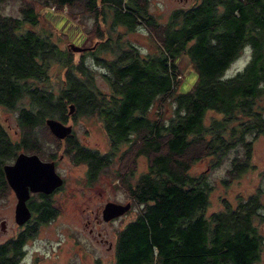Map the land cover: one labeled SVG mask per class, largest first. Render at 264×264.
Masks as SVG:
<instances>
[{"label":"trees","instance_id":"obj_1","mask_svg":"<svg viewBox=\"0 0 264 264\" xmlns=\"http://www.w3.org/2000/svg\"><path fill=\"white\" fill-rule=\"evenodd\" d=\"M37 5L91 20L86 34L92 45L81 51L69 41L62 46ZM141 40L151 50L143 53L135 44ZM242 52L243 67L224 77ZM183 54L196 80L178 92L175 60ZM165 102L172 109L167 119ZM2 109L17 112L18 131L12 140L0 121V198L10 191L3 166L26 153L54 163L67 156L85 166L88 185L110 173L137 208L116 232L107 264L259 261L264 186L234 202L219 196L214 204L216 181L191 171L202 160L215 167L228 161L220 183L229 186L254 167L251 144L264 136V0H194L167 22L150 11V0L24 1L17 16L0 12ZM81 117L100 125L105 153L84 146L74 131L58 139L46 125L47 119L66 124ZM140 159L145 165L138 172ZM37 194L39 200L28 201L30 226L0 244V264H18L27 239L56 215L51 195Z\"/></svg>","mask_w":264,"mask_h":264},{"label":"rangeland","instance_id":"obj_2","mask_svg":"<svg viewBox=\"0 0 264 264\" xmlns=\"http://www.w3.org/2000/svg\"><path fill=\"white\" fill-rule=\"evenodd\" d=\"M24 1L33 2V0H12L0 5V12L17 16L18 7ZM193 2L194 0H150V11L157 14L161 22H167L173 10L185 8ZM37 9L43 20L48 22L54 31L61 34L62 46H65L64 44L68 41L70 45L79 47L92 45L86 34L91 27V20L74 18L69 15L68 10H51V7L42 8L39 5ZM140 33L145 36L147 31L143 28ZM135 44L143 53L151 50L145 40ZM91 48L93 46L88 47V49ZM246 57V52H242L224 72V77L232 76L242 68L247 60ZM175 64L180 73V78L177 80L181 81L178 92H186L196 80L195 73L188 57L184 54L175 60ZM97 82L106 90L107 86L100 78ZM162 109L165 119L169 118L172 114L171 104L165 102ZM152 110H155V107ZM16 115L17 112L14 110L0 111V121L7 128L12 140L17 139ZM66 124L72 125V131L84 146L101 153L107 151L108 143L95 118L68 119ZM250 164L254 166L252 170L233 180L234 182L229 186L220 183V178L225 176V171L229 167L228 161L215 167V165L210 166L206 160H202L192 165L191 172L192 174H208L210 179L216 181V187L210 196L214 204L217 203L219 196H225L234 202L237 196H245V194L247 196L264 186V136H259L252 141ZM144 165V159H140L138 172L143 170ZM55 170L63 179L59 189L50 194L56 215L49 222L39 224L36 232L30 236V240L27 239L18 264L110 263L114 257L116 232L135 218L137 208H130L123 216L109 221L110 223L103 221L101 210L107 202L116 201L123 204L126 201L130 202L126 192L118 188V180L112 179L109 173V176L103 174L94 184L88 185L84 180L85 166L73 165L67 156H63L55 163ZM34 195L36 196L34 200H39L38 194L34 193ZM15 203L16 198L11 189L0 198V244L15 238L24 229V226L17 225L14 221ZM257 226L260 234L264 236V221ZM256 264H264V248Z\"/></svg>","mask_w":264,"mask_h":264},{"label":"water","instance_id":"obj_3","mask_svg":"<svg viewBox=\"0 0 264 264\" xmlns=\"http://www.w3.org/2000/svg\"><path fill=\"white\" fill-rule=\"evenodd\" d=\"M74 51H81L84 47L71 45ZM74 106H69V114ZM46 125L53 136L64 139L72 133V125H67L56 119H47ZM3 173L9 188L13 191L16 203L14 206V221L17 225H23L31 218V212L27 206L30 194H52L59 188L63 179L55 170L54 161L42 160L37 154L19 153L12 163L3 166ZM131 204L107 202L101 210V219L109 221L124 215L130 210Z\"/></svg>","mask_w":264,"mask_h":264},{"label":"flooded vegetation","instance_id":"obj_4","mask_svg":"<svg viewBox=\"0 0 264 264\" xmlns=\"http://www.w3.org/2000/svg\"><path fill=\"white\" fill-rule=\"evenodd\" d=\"M34 196V194H30V198H32ZM30 198H29V200H30ZM28 200V201H29ZM28 201H27V206H28ZM111 202H115V203H119V202H116V201H111ZM126 203H127V201H126ZM120 204H123V203H120ZM125 204V203H124ZM131 204V203H130ZM28 208H29V206H28ZM29 210H30V212H31V217H32V211H31V209L29 208ZM123 216V215H122ZM121 217V216H120ZM120 217H117V218H120ZM115 219V218H114ZM117 220V219H116ZM98 221V220H97ZM109 221H114L113 219L112 220H109ZM108 221V222H109ZM110 223V222H109ZM30 223L29 222H25L23 225H21V226H24L22 229L23 230H21V231H25L26 229H27V227H29L30 225H29ZM29 240H30V238H28Z\"/></svg>","mask_w":264,"mask_h":264},{"label":"built area","instance_id":"obj_5","mask_svg":"<svg viewBox=\"0 0 264 264\" xmlns=\"http://www.w3.org/2000/svg\"><path fill=\"white\" fill-rule=\"evenodd\" d=\"M53 9H54V8H53V7H51V10H53ZM63 10H64V11H66L67 9H66V8H64ZM178 78H180V74H177V79H178Z\"/></svg>","mask_w":264,"mask_h":264}]
</instances>
